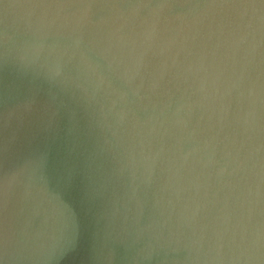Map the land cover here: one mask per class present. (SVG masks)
<instances>
[{"label":"water","instance_id":"95a60500","mask_svg":"<svg viewBox=\"0 0 264 264\" xmlns=\"http://www.w3.org/2000/svg\"><path fill=\"white\" fill-rule=\"evenodd\" d=\"M0 264H264V0H0Z\"/></svg>","mask_w":264,"mask_h":264}]
</instances>
